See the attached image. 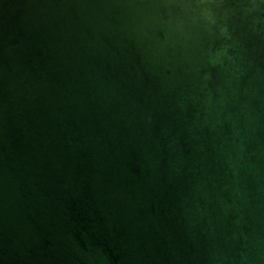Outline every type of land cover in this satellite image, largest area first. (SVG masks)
<instances>
[{"label": "water", "instance_id": "95a60500", "mask_svg": "<svg viewBox=\"0 0 264 264\" xmlns=\"http://www.w3.org/2000/svg\"><path fill=\"white\" fill-rule=\"evenodd\" d=\"M0 264H264V0H0Z\"/></svg>", "mask_w": 264, "mask_h": 264}]
</instances>
